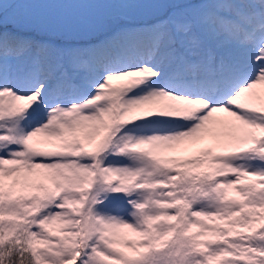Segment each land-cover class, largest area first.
Here are the masks:
<instances>
[{"label":"snow or ice","instance_id":"obj_1","mask_svg":"<svg viewBox=\"0 0 264 264\" xmlns=\"http://www.w3.org/2000/svg\"><path fill=\"white\" fill-rule=\"evenodd\" d=\"M0 264H264V0H0Z\"/></svg>","mask_w":264,"mask_h":264},{"label":"rangeland","instance_id":"obj_2","mask_svg":"<svg viewBox=\"0 0 264 264\" xmlns=\"http://www.w3.org/2000/svg\"><path fill=\"white\" fill-rule=\"evenodd\" d=\"M56 11V10H52ZM108 10H101L90 19L87 20V27L75 33L76 38L80 40H91L95 42L97 39H102L104 36L110 34L115 29V24L108 18ZM26 9L17 11H10V17L14 18L16 15H24ZM139 19V17H135Z\"/></svg>","mask_w":264,"mask_h":264}]
</instances>
